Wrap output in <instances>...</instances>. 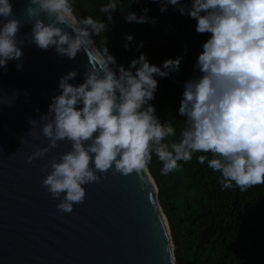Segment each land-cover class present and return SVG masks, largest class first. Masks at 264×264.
I'll return each instance as SVG.
<instances>
[{
    "label": "clouds",
    "instance_id": "obj_1",
    "mask_svg": "<svg viewBox=\"0 0 264 264\" xmlns=\"http://www.w3.org/2000/svg\"><path fill=\"white\" fill-rule=\"evenodd\" d=\"M157 2L161 12L171 5L196 21L198 33H210L193 65L194 74L183 81L176 110L183 117L178 136L175 117L161 122L150 101L157 77L177 70L182 57L166 58L157 66L140 53L125 68L93 39L106 32L119 0L100 5L106 20L78 16L75 0H28L23 10L31 24L28 44L52 48L69 59L81 50L94 52L95 63L84 72L83 82L75 83L78 69L60 76V91L51 97L47 111L38 119L29 118L33 139L40 138L34 131L39 124L48 143L34 146L28 163L50 154L58 141L71 143L69 151L52 155L42 166L46 175L41 183L58 200L60 211L70 212L74 203L84 200L83 185L99 182L98 172L139 175L153 155L161 163V175L178 170L180 161L188 162L199 152L197 161L220 173L222 190L264 184V0ZM147 12L145 7L144 14L127 10L123 15L129 22H154ZM0 21V68L7 70V63L15 60L19 69L26 41L17 39L21 20L10 0H0ZM5 96L0 104L13 106L16 92Z\"/></svg>",
    "mask_w": 264,
    "mask_h": 264
},
{
    "label": "water",
    "instance_id": "obj_2",
    "mask_svg": "<svg viewBox=\"0 0 264 264\" xmlns=\"http://www.w3.org/2000/svg\"><path fill=\"white\" fill-rule=\"evenodd\" d=\"M10 2L21 20L17 39L26 42L22 67L11 60L7 70L0 68V98L16 92L13 106L0 104V264H177L170 220L148 168L139 175L98 172L100 181L83 185L84 200L65 212L42 185V166L52 155L69 151L71 143L58 141L50 154L27 162L34 146L48 143L39 124L34 131L40 138L33 139L29 118L47 111L60 91V76L78 69L75 83H81L95 60L91 51L69 59L28 44L31 24L23 13L28 0Z\"/></svg>",
    "mask_w": 264,
    "mask_h": 264
},
{
    "label": "trees",
    "instance_id": "obj_3",
    "mask_svg": "<svg viewBox=\"0 0 264 264\" xmlns=\"http://www.w3.org/2000/svg\"><path fill=\"white\" fill-rule=\"evenodd\" d=\"M107 0H75L78 16L92 15L106 20L99 7ZM154 17V22L126 21L127 10ZM106 32L93 37L99 48L107 47L118 64L128 68L140 53L160 66L166 58L182 57L177 70L158 79L156 115L164 122L175 117L179 135L182 119L177 109L183 81L194 74L193 65L210 33H198L196 21L169 5L161 12L157 0H119ZM132 36L129 41L128 35ZM127 45V46H125ZM174 139V138H173ZM167 175L160 174L161 163L155 155L148 169L159 192V201L168 216L176 244L177 264H264V184L247 190H222L219 172L196 155Z\"/></svg>",
    "mask_w": 264,
    "mask_h": 264
}]
</instances>
